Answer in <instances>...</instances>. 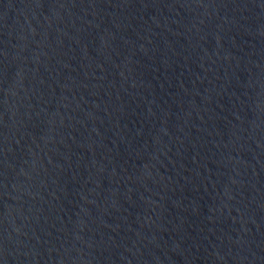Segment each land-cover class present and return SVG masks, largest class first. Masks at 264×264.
<instances>
[{
    "label": "water",
    "instance_id": "95a60500",
    "mask_svg": "<svg viewBox=\"0 0 264 264\" xmlns=\"http://www.w3.org/2000/svg\"><path fill=\"white\" fill-rule=\"evenodd\" d=\"M0 264H264L259 0H0Z\"/></svg>",
    "mask_w": 264,
    "mask_h": 264
}]
</instances>
